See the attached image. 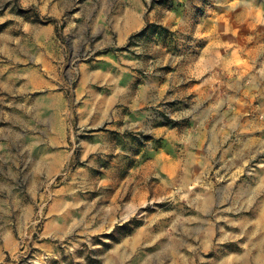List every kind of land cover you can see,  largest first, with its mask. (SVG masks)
Returning <instances> with one entry per match:
<instances>
[{
	"label": "rangeland",
	"instance_id": "obj_1",
	"mask_svg": "<svg viewBox=\"0 0 264 264\" xmlns=\"http://www.w3.org/2000/svg\"><path fill=\"white\" fill-rule=\"evenodd\" d=\"M88 1L0 0V264H264V0Z\"/></svg>",
	"mask_w": 264,
	"mask_h": 264
},
{
	"label": "crops",
	"instance_id": "obj_2",
	"mask_svg": "<svg viewBox=\"0 0 264 264\" xmlns=\"http://www.w3.org/2000/svg\"><path fill=\"white\" fill-rule=\"evenodd\" d=\"M101 3L102 5H105L106 0H102ZM142 4H143L142 0H128V1L115 0L113 7H117V8L115 14L113 15L115 24H113L112 28L120 31L119 43L121 44L124 43L128 35H130L132 32L136 31L137 29H140L143 26L145 18L143 14L144 9ZM86 5L89 7L91 6L90 10L87 11L88 18L100 13L99 11H96L98 5L95 0L88 1ZM107 14H109V12ZM94 23L95 24L94 26H92V28L96 29L97 24L95 21ZM105 59L110 61L111 63L113 62L114 64L117 61L115 58L111 59L109 57H105ZM86 68L87 66H84L81 69V75H83V77H85L86 74L87 76L94 78V80H92L91 83H95L97 85L99 84L98 82H101L100 85L104 84V90L101 98L102 101L101 111L109 110L110 107L116 102V100L119 99L117 95L119 91L117 84L118 70L116 68H113V66H109V65L102 69L86 70ZM155 83H157V81H154V83L152 84L149 82V85L145 84L143 85V87H141L142 84L140 85L139 94L141 96L140 100L142 102L145 101L146 99V95L148 93V92L146 93V91H148L149 88H153V89L156 88ZM119 92L122 94L120 99L125 100L124 91H119ZM90 94L94 95L95 93L91 91ZM158 94H160V88L158 89ZM222 262L224 261L222 260L221 263Z\"/></svg>",
	"mask_w": 264,
	"mask_h": 264
}]
</instances>
